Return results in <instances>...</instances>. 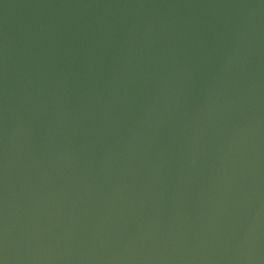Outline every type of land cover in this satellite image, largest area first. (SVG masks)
<instances>
[{
	"label": "water",
	"instance_id": "95a60500",
	"mask_svg": "<svg viewBox=\"0 0 264 264\" xmlns=\"http://www.w3.org/2000/svg\"><path fill=\"white\" fill-rule=\"evenodd\" d=\"M0 264H264V0H0Z\"/></svg>",
	"mask_w": 264,
	"mask_h": 264
}]
</instances>
